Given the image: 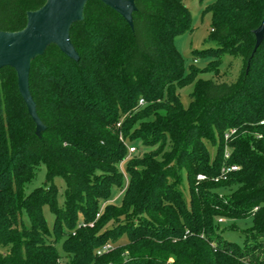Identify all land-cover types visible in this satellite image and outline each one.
Instances as JSON below:
<instances>
[{"label": "trees", "instance_id": "obj_1", "mask_svg": "<svg viewBox=\"0 0 264 264\" xmlns=\"http://www.w3.org/2000/svg\"><path fill=\"white\" fill-rule=\"evenodd\" d=\"M46 2L0 0V31H23ZM134 2L131 28L88 0L70 30L80 60L54 44L33 60L40 136L16 71H0V264H264V41L254 51L264 0H211L213 46L192 52L210 61L188 71L175 44L191 31L185 0ZM225 56L241 60L237 79L203 78ZM190 86L185 108L179 91ZM121 135L150 149L125 165L127 186ZM40 167L45 181L28 191ZM115 189L120 205L106 204ZM220 218H252L242 244Z\"/></svg>", "mask_w": 264, "mask_h": 264}, {"label": "water", "instance_id": "obj_2", "mask_svg": "<svg viewBox=\"0 0 264 264\" xmlns=\"http://www.w3.org/2000/svg\"><path fill=\"white\" fill-rule=\"evenodd\" d=\"M120 16L133 28V14L137 11L134 0H99ZM88 0H47L38 11L28 13L26 28L20 32L0 31V71L10 67L18 77L19 92L28 113L40 136L46 129L37 113V105L30 90V71L35 58L42 56L50 45H57L61 52L73 61L80 56L71 42L73 24L84 20V9ZM255 52L264 41V18L254 32Z\"/></svg>", "mask_w": 264, "mask_h": 264}, {"label": "rangeland", "instance_id": "obj_3", "mask_svg": "<svg viewBox=\"0 0 264 264\" xmlns=\"http://www.w3.org/2000/svg\"><path fill=\"white\" fill-rule=\"evenodd\" d=\"M211 2V0L205 1L203 4L201 0H185L186 6L190 9L191 12V31L186 34L179 36L176 39V47L181 55L185 59V67L188 71L191 66L197 67H205L207 63L210 61L209 59H198L195 63L194 57L192 56V52L195 50H202L205 48L212 47L213 45L208 42L209 36L212 31V14L206 11L207 5ZM241 68V60L238 58H234L231 56H225L223 59V64L220 67V74L215 76L214 74H207L203 75V78L210 79L214 78L217 82H233L237 79L239 71ZM192 92V86L181 89L179 91L181 95V101L185 108H188L191 102L190 94ZM146 104L142 105L145 106ZM120 139L127 143V147L129 150V155L127 159L118 165V170L122 172L124 175V185L127 186L129 182V177L125 172V165L130 163L134 158L136 159H143L144 156L150 152V149L144 147L141 141H137L133 144H129V142L121 135ZM136 148L135 153L130 152V148ZM208 149L210 150L211 154L214 155V146L211 144H207ZM169 149V148H168ZM46 176V168H38L36 170V180L32 185L28 186V191H32L34 188L41 186L45 181ZM197 178V183L198 182ZM56 184L60 189V198L62 199L63 192L66 188L65 182L62 179H57ZM185 196L188 199L189 197V190L187 185H185L184 190ZM124 194V189L119 190L115 189L114 196L112 200L107 202L106 204H113V205H120L121 199ZM102 206L100 214H102L105 205ZM46 215L49 219V223L52 224L54 217L46 210ZM111 225V224H110ZM218 225L221 229L225 230L224 236L225 238L238 242L240 244L244 241L243 231L247 228H250L253 225L252 218L248 219H241V220H229L226 218H220L218 220ZM127 240L124 238L121 243H125ZM111 245V249L113 250V245ZM59 251L63 256L65 254L62 251L61 246H59ZM109 250L100 249L98 253H108ZM110 252V251H109Z\"/></svg>", "mask_w": 264, "mask_h": 264}, {"label": "built area", "instance_id": "obj_4", "mask_svg": "<svg viewBox=\"0 0 264 264\" xmlns=\"http://www.w3.org/2000/svg\"><path fill=\"white\" fill-rule=\"evenodd\" d=\"M197 61H195V63H196ZM145 104V101L144 100H141L140 101V105H144ZM130 152L131 153H135L136 152V148H134V147H131L130 148ZM228 153H227V157H228ZM238 169V167H232L231 168V170H233V171H235V170H237ZM226 170H223V172H225ZM206 179V176H204V175H199L198 176V180L199 181H204ZM91 226H93V225H91ZM111 249V245H107L106 247H104V250H110Z\"/></svg>", "mask_w": 264, "mask_h": 264}]
</instances>
